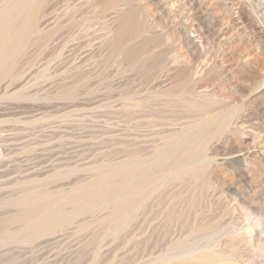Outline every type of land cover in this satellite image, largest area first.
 <instances>
[{
  "label": "rangeland",
  "instance_id": "rangeland-1",
  "mask_svg": "<svg viewBox=\"0 0 264 264\" xmlns=\"http://www.w3.org/2000/svg\"><path fill=\"white\" fill-rule=\"evenodd\" d=\"M254 5L0 0V22L26 8L32 23L0 65V264H264V14ZM128 194L144 202L132 216L115 208ZM29 204L35 220L22 221Z\"/></svg>",
  "mask_w": 264,
  "mask_h": 264
},
{
  "label": "bare ground",
  "instance_id": "bare-ground-1",
  "mask_svg": "<svg viewBox=\"0 0 264 264\" xmlns=\"http://www.w3.org/2000/svg\"><path fill=\"white\" fill-rule=\"evenodd\" d=\"M33 5H34V4H33ZM33 5H31V6L33 7ZM35 5H36V3H35ZM189 6H190V5H189ZM254 6H255V7L257 6V9H258L260 12L263 11V14H264V0H257V5H254ZM27 7H28V6H27ZM13 8H14V7H13ZM23 8H24V7H23ZM10 11H12V9H11ZM32 11H33V9H32ZM259 11H258V12H259ZM12 12H13V11H12ZM256 12H257V11H256ZM35 14H36V13H35ZM7 17H8V18L6 19V21H5V20H4V21L2 20L3 22H2V21L0 22V65L6 60V58H10L9 56L12 54V52H14L15 49H17L16 47L18 46L20 40L23 41V39H25V38H24V34L27 33V32H26V31H27V28H29L30 24H32V23H30V22H31V21H30V19H31V11H30L29 9H26V8H25V9H22V8L20 9V8H18V10H15V11H14L13 13H11V15H9V16L7 15ZM29 21H30V22H29ZM33 22H34V21H33ZM29 23H30V24H29ZM25 36H26V34H25ZM22 37H23V39H22ZM19 45H20V44H19ZM18 47H19V46H18ZM211 47H212V46H211ZM12 55H13V54H12ZM12 55H11V56H12ZM211 58H212V57H211ZM200 103H201V102H200ZM215 104H216V103H215ZM177 106H178V105H177ZM212 110H213V109H212ZM186 112H187V111H186ZM207 112H208V111H207ZM174 114H175V113H174ZM208 114H211V113L209 112ZM216 115H217V114H216ZM219 115H221V114H219ZM211 116H212V115H211ZM170 117H171V115H170ZM188 117H190V116H188ZM208 117H209V115H208ZM219 117H220V116H219ZM219 117L217 116V118H219ZM224 117H225V116H224ZM213 118H214V121H215V118H216V117H214V115H213ZM220 118L222 119V117H220ZM201 119H202V118H201ZM209 119H210V118H209ZM209 119H208V120H209ZM211 119H212V118H211ZM204 120H205V119H204ZM216 120H217V119H216ZM198 121H199V119H198ZM219 121H220V120H219ZM220 122H221V123H223V122L225 123V121L222 122V120H221ZM209 123H210V122H209ZM221 123H220V124H221ZM207 124H208V122L206 123V125H207ZM212 124H213V122H212ZM171 125H172V124H171ZM184 125H185V124H184ZM213 125H214V124H213ZM216 125H219V122L216 123ZM221 125H222V124H221ZM182 126H183V125H182ZM227 126H228V125H227ZM174 127H175V125H174ZM218 127H219V126H218ZM220 127H221V126H220ZM175 129H176V128H175ZM187 129H188V128H187ZM170 130H172V129H170ZM164 131H165V130H164ZM203 131H204V130H203ZM203 131H202V132H203ZM165 133H166V132H165ZM175 135H176V134H175ZM191 136H192V135H191ZM172 137L174 138V135L171 136L170 138H172ZM176 137H177V136H176ZM170 138H169V140H168L169 142H170ZM178 138H179V137H178ZM159 139H160V138H159ZM175 139H176V138H175ZM136 141H137V140H136ZM166 141H167V140H166ZM168 141H167V142H168ZM179 141H180V140H179ZM130 142H131V141H130ZM132 142H133V141H132ZM186 142H187V141H186ZM144 143H145V142H144ZM132 145H133V144H132ZM140 146H141V145H140ZM146 148H147V147H146ZM198 149H199V148H198ZM139 150H140V149H139ZM177 150H178V149H177ZM153 151H154V150H153ZM174 151H175V150H174ZM174 151H173V152H174ZM194 151H195V150H194ZM138 152H139V151H138ZM141 152H143V151L141 150ZM141 152H140V153H141ZM159 152H161V151H159ZM175 152H176V151H175ZM175 152H174V154H175ZM133 153H134V152H133ZM141 154H142V153H141ZM155 154H156V153H155ZM165 154H166V153H165ZM169 154H170V153H169ZM144 155H145V154H144ZM163 155H164V154H163ZM172 155H173V154H172ZM180 155H181V154H180ZM188 155H189V154H188ZM135 156H136V155H135ZM150 156H151V155H150ZM170 156H171V154H170ZM203 157H204V156H203ZM134 158H135V157L133 156V160H134ZM161 158H162V157H161ZM131 159H132V158H131ZM137 159H138V158H137ZM156 159H157V158H156ZM176 159H177V158H176ZM133 160H132V161H133ZM139 160H140V159H139ZM151 160H152V159H151ZM177 160H178V161H177V163H178V162H179V159H177ZM181 160H182V159H181ZM130 161H131V160H130ZM142 161H143V160H142ZM147 161H148V160H147ZM167 161H169V160H167ZM173 161H174V160H173ZM135 162H136V161H135ZM135 162H131V163H134V164H135ZM138 163H139V162H138ZM141 163H142V162H141ZM175 163H176V161L174 162V165H175ZM177 163H176V165H178ZM181 163H182V162H181ZM159 164H160V163H159ZM137 165H138V164H137ZM137 165H135L134 167H138V166H139L138 168H136V169H139L141 164L138 165V166H137ZM143 165H144V164H143ZM143 165H142V166H143ZM172 165H173V164H172ZM172 165H171V166H172ZM174 165H173V166H174ZM145 166H146V164H145ZM173 166L170 167V169L173 168ZM122 167H123V166H122ZM126 167H127V166H126ZM126 167H125V165H124V168H123V169H126ZM129 167L132 168L133 165H132V164H131V166L128 165V168H129ZM178 167H179V165H178ZM131 168H130V169H131ZM142 168H143V167H141L140 169H142ZM180 168H181V167H180ZM130 169H129V170L127 169L128 172H127V170H126V171L124 170V171L127 172V173H129V171H130V173H131V170H130ZM140 169H139V170H140ZM144 169H145V167H144ZM147 169H148V168H147ZM147 169H145V171H146ZM170 169H169V170H170ZM174 169H175V167H174ZM194 169H195V168H194ZM133 170H134V168H132V171H133ZM139 170H136V171H138V174H139ZM149 170H150V169H149ZM149 170H148V171H149ZM159 170H160V169H159ZM172 170H173V169H172ZM187 170H188V169H187ZM121 171H123V170L121 169ZM141 171H144V170H141ZM145 171H144V172H145ZM173 171H174V170H173ZM198 171H199V170H198ZM191 172H192V171H191ZM199 172H201V170H200ZM136 173H137V172H136ZM142 173H143V172H142ZM167 173H168V172H167ZM132 174H133V173H131V175H132ZM138 174H136V175H137V177H136L137 179H134V177H133V179H132V180L130 179V181L133 182V180H136V181L139 180V179H138V178H139L138 176H140L141 173H140L139 175H138ZM164 174H165V173H164ZM190 174H191V173L189 172V175H190ZM192 174H193V173H192ZM197 174H198V173H196L195 175H197ZM125 175H126V174H125ZM131 175H128V177L130 178ZM136 175H134V176H136ZM144 175H145V174H144ZM132 176H133V175H132ZM200 176H201V175H200ZM143 177H144V176H143ZM175 177H176V176H175ZM178 177H180V176H178ZM181 177H182V176H181ZM184 177H186V176H184ZM191 177H193V176H191ZM194 177H195V176H194ZM125 178H126V177H125ZM97 179H100V178H97ZM108 179H109V178H108ZM185 179H186V178H184V181H186ZM189 179H190V176H189ZM100 180H102V179H100ZM182 180H183V178H182ZM105 181H106V180H105ZM109 181H110V180H109ZM123 181H124V180H123ZM127 181H129V179H127ZM130 181H129V182H130ZM96 182H98V180L95 179V183H96ZM103 182H104V180H103ZM91 183H92V182H91ZM93 183H94V182H93ZM105 183H107V181H106ZM109 183L112 184V182H108V184H109ZM134 183H135V182H134ZM134 183H132V185H134ZM140 183H141V182H140ZM99 184H100V183L98 182V185H99ZM108 184H106V185H108ZM113 184H114V183H113ZM113 184H112V185H113ZM128 184H129V183H128ZM141 184H143V182H142ZM141 184H140V185H141ZM153 184H154V183H153ZM92 185H95V184H91V187H92ZM96 185H97V184H96ZM101 185H102V182H101ZM120 185H121V182H120ZM132 185H129V186L134 187V186H132ZM102 186H103V185H102ZM110 186H111V185H110ZM110 186H108V188H106V186H105V188L108 190ZM136 186H138V185L136 184ZM85 187H87V185H86ZM88 187H89V185H88ZM88 187H87V188H88ZM139 187H140V186H139ZM80 188H81V187H80ZM87 188H86V189H87ZM92 188H94V187H92ZM92 188H91V189H92ZM95 188H96V186H95ZM97 188H98V187H97ZM101 188H102V187H101ZM101 188H99V189H101ZM105 188H104V189H105ZM110 188H111V187H110ZM129 188H130V187H129ZM129 188H128V189H129ZM137 188H138V187H136L135 189L137 190ZM141 188H144V187H142V185H141ZM77 189H78V188H77ZM77 189H76V190H77ZM82 189H83V186H82V188L79 189V190H82ZM86 189H85V191L87 192ZM99 189H98V190H99ZM104 189L102 188V189L100 190L103 194L106 193L105 191H104V192L102 191V190H104ZM106 189H105V190H106ZM133 189H134V188H133ZM133 189H132V190H133ZM88 190H90V188H89ZM98 190L96 189L97 192L93 190V192H96V194H97V193L99 192ZM107 190H106V191H107ZM109 190H110V189H109ZM109 190H108L107 193H110V194H111V193H112V192H111L112 190H110V191H109ZM130 190H131V188H130ZM130 190H129V191H130ZM132 190H131V195H132V196H131V195H130V196H131V197H134V196H133L134 193H137V194H138V191H139L140 189H139L137 192H133V191H136V190H133V191H132ZM129 191H127V192H129ZM145 191H146V190H145ZM74 192H78V190H77V191H74ZM80 192H81V191H79L76 195H78ZM83 192H84V189L82 190V193H81V194H83V195H81V194H79V195H80V196H84V197H87V196L89 197V195H88V194H89V191H88V194H84ZM147 192H148V191H147ZM35 193H36V192H35ZM41 193H42V192H41ZM50 193H51V192H50ZM90 193H91V192H90ZM132 193H133V194H132ZM142 193H143V191H142ZM73 194H75V193H72V197L74 196ZM114 194H115V193H114ZM129 194H130V193H129ZM129 194H128V196H129ZM85 195H87V196H85ZM90 195H91V194H90ZM93 195H94V197H93ZM93 195H92L93 198H92V197H91V198H92V199H95V197H97V196H96L95 194H93ZM97 195H99L100 198H102V196H103L101 193H100V194H97ZM101 195H102V196H101ZM104 195H105V194H104ZM106 195H107V194H106ZM126 195H127V194H126ZM140 195H141V194H140ZM146 195H147V194H146ZM36 196H38V195H36ZM110 196H111V195H110ZM130 196L128 197V199L125 198V200H124V198H123V200H122V198L119 199V200H118L119 203H118L117 200H115V201H117V202L114 201L115 203H118V204L116 205V207H115V208L117 209V211H118V210H119V211H123V210H120V209H121V208H124V209H125V207L127 208V211L124 210V211H125V212H124V215H126L127 212L130 213L128 210L130 209V211H131V210L134 208V206L137 205L136 202H138V204H139L140 202L144 204V202L140 201L141 199H139V200L137 201L136 199H138V198L136 197V198H134V199H135V201H134L133 199H130ZM135 196H136V195H135ZM70 197H71V196H70ZM74 197L77 198V196H74ZM103 197H104V196H103ZM122 197H123V196H122ZM126 197H127V196H126ZM138 197H139V196H138ZM45 198H46V196H45ZM48 198H49V200H48V199H45V200H48L47 203H48L49 201L51 202V200H50V196H49ZM78 198H80V197H78ZM78 198H77V199H78ZM81 198L83 199V197H81ZM81 198H80V200H81ZM97 198H98V197H97ZM107 198H108V199H107ZM27 199H29V198H27ZM34 199H35V198H34ZM34 199H33V201H30V202H32L31 205H32V204H38V203H35V202H34V201H35ZM51 199H52V198H51ZM87 199H88V198H87ZM89 199H90V198H89ZM106 199L109 200V196H108V195L106 196ZM24 200H26V199H24ZM53 200H55V202L59 201L58 199H53ZM56 200H57V201H56ZM61 200H62V199H61ZM69 200H72V201H73V199H71V198L68 199V202H69ZM80 200H76V201L78 202V201H80ZM104 200H105V197H104ZM110 200H112V199L110 198ZM120 200H121V201H120ZM143 200H144V198H143ZM76 201L74 200V202H76ZM81 201H82V203H84V202H83L84 199L81 200ZM81 201H80V203H81ZM85 201H86V200H85ZM87 201L89 202V200H87ZM90 201H91V200H90ZM22 202H24V201H22ZM25 202H27V200H26ZM28 202H29V200H28ZM28 202H27V204H28ZM30 202H29V203H30ZM33 202H34V203H33ZM50 202H49V204L52 203V202H51V203H50ZM55 202L53 201L54 204H56ZM70 202H71V201H70ZM74 202H73V203H74ZM88 202H87V203H88ZM110 202H112V201H110ZM114 202H113V205H114ZM47 203H46V204H47ZM73 203H72V205L75 206V204H73ZM80 203H79V204H80ZM85 203H86V202H85ZM141 203H140V204H141ZM160 203H161V202H160ZM24 204H25V203H24ZM24 204H23V205H24ZM40 204H41V203H40ZM43 204H45V203H43ZM54 204H52V206H53ZM77 205H78V204H77ZM83 205H84V204H83ZM28 206H30V204H29ZM36 206H37V205H36ZM44 206H46V208H47V205H44ZM48 206H50V205H48ZM79 206H80V205H79ZM79 206H78V207L75 206V208H76V207L79 208ZM24 207H25V206H23V209H22V210L24 211V212L22 211L23 214H22V212H21V214H22L23 216L20 215V218L25 216V218H22V221H24V219H26V218L30 221V218H29V217H31L32 214L34 215V213H35V212L32 210V209H33V206H30L31 209H30V207L27 209V206H26V209H27V210H25ZM34 207H35V206H34ZM42 207H43V205H42ZM50 207H51V206H50ZM72 207H73V206H72ZM83 207H85V206H83ZM137 207L139 208V206H136V208H137ZM141 207H142V205H141ZM176 207H177V206H176ZM46 208H45V209H46ZM81 208H82V206H80V209H81ZM128 208H129V209H128ZM131 208H132V209H131ZM136 208H135L134 210H136ZM172 208H173V207H172ZM14 209H15V208H14ZM38 209H39V208H38ZM43 209H44V208H43ZM82 209H83V208H82ZM113 209H114V208H113ZM113 209H112V210H113ZM116 209H114L113 211H115ZM41 210H42V208H41ZM41 210H39V211L41 212ZM170 210H171V208H170ZM175 210H176V209H175ZM46 211H48V210H46ZM46 211H43V212H45V214H46ZM117 211H116V212H117ZM87 212H88V211H87ZM131 212H132V211H131ZM168 212H169V211H168ZM175 212H176V211H175ZM47 213H48V212H47ZM108 213H109V212H108ZM110 213H111V214L113 213V215H114V212L110 211ZM119 213H120V212H118V214H119ZM133 213H135V212L133 211ZM41 214H43V213H41ZM45 214H44V215H45ZM120 214H122V212H121ZM130 214H131V213H130ZM130 214H128V215H130ZM256 214H257V213H256ZM35 215H37V214H35ZM39 215H40V214H39ZM39 215H37V216L39 217ZM47 215H48V214H47ZM109 215H110V214H109ZM115 215H116V214H115ZM132 215H133V214H131V216H132ZM107 216H108V214H107ZM118 216H119V215H118ZM131 216H130V217H131ZM18 217H19V216H18ZM38 217H37V218H38ZM44 217H45V216H44ZM108 217H111V220H112V216H111V215L108 216ZM119 217H121V216H119ZM127 217H128V216H127ZM175 217H176V215H175ZM175 217H174V218H175ZM177 217H178V216H177ZM177 217H176V218H177ZM16 218H17V217H16ZM31 218H32V217H31ZM37 218H36V219H37ZM41 218H42V216H41L39 219H41ZM46 218L48 219L47 216H46ZM57 218H58V217H57ZM116 218H117V215H116ZM184 218H186V216H185ZM33 219L35 220V218H32V220H33ZM43 219H44V218H43ZM47 219H45V221H47ZM117 219H118V218H117ZM25 221H26V220H25ZM29 221H28V222H29ZM39 221H40V220H39ZM39 221L37 220L36 222H39ZM112 221H114V220H112ZM30 222H31V221H30ZM41 222H44V221H41ZM1 223H2V222H1ZM32 224H33V223H32ZM34 224L36 225L37 223H34ZM38 224H39V223H38ZM41 224H42V223H41ZM55 224H56V223H55ZM30 225H31V223H30ZM35 225H34V226H35ZM39 225H40V224H39ZM31 226H33V225H31ZM35 228H36V227H35ZM254 229H255V228H254ZM254 229H253V230H254ZM255 230H256V229H255ZM34 231H35V230H34ZM231 232H232V231H231ZM253 232H254V231H253ZM24 234H26V233H24ZM49 234H50V233H49ZM52 234H53V233H52ZM255 238H257V237H255ZM252 241H253V240H252ZM237 244H238V243H237ZM233 246H234V245H233ZM249 246H250V245H249ZM249 246H248V247H249ZM254 247H255V246H254ZM234 248H235V247H234ZM236 248H237V247H236ZM210 251H211V250H210ZM215 251H216V250H215ZM205 253H207V252H205ZM211 253H212V252H210V254H211ZM213 253H214V252H213ZM201 254H202V253H201ZM208 254H209V253H208ZM187 255H188V254H187ZM213 255H214V257L217 256V255H215V254H212L211 256L209 255L208 257H205L204 259H202V261H204V262H205V261H213V260H212V259L214 258ZM254 255H255V254H254ZM179 256H180V255H179ZM252 256H253V255H252ZM176 257H177V256H176ZM190 257H191V256H190ZM217 257H218V256H217ZM217 257H216V258H217ZM218 258H219V257H218ZM218 258H217L216 260H218ZM187 259H188V258H187ZM198 259H201V257H200V258H193L192 260L189 259V260H187V261H185L184 263H181V264H200V262L198 261ZM254 260H255V259H254ZM197 261H198V262H197ZM255 261H256V260H255ZM178 262H179V261H178ZM258 262H259V261H258ZM213 263H214V262H213ZM178 264H179V263H178Z\"/></svg>",
  "mask_w": 264,
  "mask_h": 264
}]
</instances>
